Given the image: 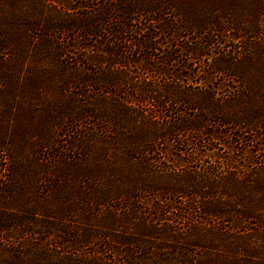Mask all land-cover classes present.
Listing matches in <instances>:
<instances>
[{"label":"trees","instance_id":"1","mask_svg":"<svg viewBox=\"0 0 264 264\" xmlns=\"http://www.w3.org/2000/svg\"><path fill=\"white\" fill-rule=\"evenodd\" d=\"M75 2L50 3L54 17L46 23L9 28L49 58V83L64 111L49 107L48 133L94 126L72 145L43 144L40 152L70 160V146L80 162L92 149L94 185L78 182L81 210H60L52 199L61 182L55 165L44 164L49 178L29 186L19 156L12 159L0 139V247L22 246L26 235L35 247L44 234H57L59 250L79 253L62 264H264V52L251 45L261 33L264 0ZM194 6L205 7L206 18ZM6 46L0 40V63ZM4 63L0 88L8 96L12 74ZM224 136L232 160L246 155L250 164L222 170L200 161L206 142ZM167 139L183 158L170 161L175 157L157 147ZM40 152L36 158L46 160ZM104 162L117 167L115 180L107 181ZM138 173L144 181L133 177Z\"/></svg>","mask_w":264,"mask_h":264},{"label":"rangeland","instance_id":"2","mask_svg":"<svg viewBox=\"0 0 264 264\" xmlns=\"http://www.w3.org/2000/svg\"><path fill=\"white\" fill-rule=\"evenodd\" d=\"M67 1H69L72 5L76 4L75 0H0V40L6 42L7 46L5 49H8L3 55V57L6 58V63H4V59L1 58L2 65L0 63V67H2L4 63V67L10 69L12 74L8 81L9 89L6 91L8 96L1 94L2 91L0 88V139L5 142V146L11 154L12 159H14L15 154L19 156L17 161L21 165L20 168L23 175L22 178L24 182L29 184V186L32 185L33 180H47L49 178L48 174L44 173V164L48 162L47 165L49 164V167L51 165H55V167H57H54V169H56L55 173L59 176L61 182H57L56 185L59 186L55 187L52 199H58L56 206L59 207L60 210L65 209L76 211L81 210L80 201L81 198H83L81 196H84V193L80 188L83 185H78V182L86 180V184L84 186L88 188L93 187L94 184H90L89 180L92 178L94 173L93 163L97 162L98 157L91 149L92 152L89 156L83 158L84 160L77 162L81 156L76 155L77 159L73 161V152L70 146H68L69 150H66V154H69L72 158L70 160L62 158L56 161L54 158H48L47 155L50 154L49 148L45 149L43 152H40V150H42L43 144L48 145L55 142L58 144V148L56 149L61 147L65 148V145H72L71 143H73L75 139H78V137L82 138L87 135L86 132H92L94 130V126L91 123L88 124L86 128H83V123L80 122V125L78 124V126H75L76 128H74L77 131L72 133L68 132L69 128H66L64 125L65 136L62 135V133L57 135L56 132L58 131L53 128L52 132L50 130L48 133V125L46 122L51 118V109L49 110V107L53 106V109L61 107L64 111L63 98L53 92L49 83V58L45 55L44 51H41V54H39L37 52V49L39 48L31 46V41H29L27 36H25L26 38H22L16 29L14 31L13 28H9L14 23L27 26H29L33 21L41 20L46 23L48 19L54 17V12H48V9H50L49 4H58V6L63 8V6H66ZM38 3H41L44 6L41 7ZM193 9L198 10V13L200 14L204 12L203 17L206 18L207 11H205V7L200 8V6H194ZM247 13L248 10L241 9L239 11L240 18L242 20H246L248 18ZM260 24L261 33L258 34L259 38L252 39L251 45L252 49H257V52H264V17L262 18V22ZM13 41H15L16 45L12 44ZM197 80H199L198 77H194L190 81L195 83ZM11 90L13 91V94H11ZM6 97L13 99L8 102ZM64 117L63 120L65 121ZM105 117V119H109L107 114ZM110 119H112L111 116ZM94 121H97L96 118H94ZM105 125L109 128L112 126L110 122ZM227 131L231 133L229 137L233 135L232 130L228 128ZM226 137L227 136L222 137V140H213L210 138L209 141L206 142L203 152H201L202 155L200 156V161L210 164L211 166L215 165L217 168L222 166V170H228L226 168L227 165L239 166L242 164H250L246 155L242 156V158H238L237 161L232 160L234 156L233 153H231V149L228 147ZM98 145L99 144L96 142L93 149L96 148L98 150ZM157 147L163 148V153H167L171 157H175L172 160L169 159L170 161L174 162L177 161L178 157H182L180 150L175 148V145H173L171 140H161L160 142H157ZM79 150L80 148H77V151ZM39 152L46 156V160L40 161L45 159L42 156H40V160L36 158V155H38ZM62 153H65V151ZM175 153H177L176 156ZM161 156L167 158L166 155L161 154ZM196 161H194L193 164H196ZM70 162H74V165ZM2 164H4V162L0 160V167ZM103 164L104 170H106L107 173H110L111 176V179L107 181L115 180L116 176L112 171H116L117 167L114 166L111 171L106 162ZM86 165H89V169ZM99 165L102 166V163H99ZM29 170L35 172L29 174ZM254 172L253 168V172L250 174L252 175ZM1 173L0 169V177ZM116 174L120 175L119 172ZM127 175L128 174L123 172V176ZM133 177H135L138 182L144 181V179L139 176V173ZM110 184L116 185L115 182H111ZM40 191L42 195L46 192L45 189ZM28 192H32L30 187ZM84 200L85 198L83 201ZM74 203H76L75 206H69ZM260 216L263 219L264 211L260 213ZM119 217L124 219L122 213ZM31 227H33L36 231L44 229L41 226L40 228L38 226L34 227L33 225ZM251 233L254 232L250 231L248 235L250 236ZM36 236L41 235L37 233ZM27 237L29 238L22 241V246L17 247L14 241L7 242L5 246H1L0 264H39L36 262L34 263V261L40 260L44 261L43 264H62L63 261L71 260L73 257L78 258L79 253L77 251L66 248L67 251H69L67 254L66 252H62V250H59V248L53 244L56 241H59L57 234L51 235L50 238L46 237L44 234L42 238L43 241L35 247L32 246L33 240L31 239V236H24V238ZM251 242L250 246L253 247L255 244H253V241ZM226 243L227 242L221 244L226 245ZM220 247L221 246L218 248ZM12 252L15 254H12ZM214 254L216 253L211 252L212 256ZM215 256L216 255L213 257L215 258ZM261 257L264 258V254L261 255ZM210 260L212 259L210 258ZM195 261L198 262L197 260Z\"/></svg>","mask_w":264,"mask_h":264}]
</instances>
